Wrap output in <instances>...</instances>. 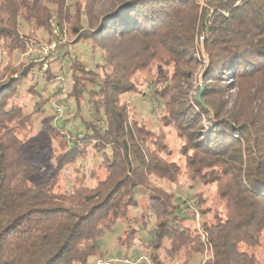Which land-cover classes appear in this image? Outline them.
I'll return each instance as SVG.
<instances>
[{"label": "trees", "instance_id": "1", "mask_svg": "<svg viewBox=\"0 0 264 264\" xmlns=\"http://www.w3.org/2000/svg\"><path fill=\"white\" fill-rule=\"evenodd\" d=\"M99 1L95 9L94 0H0V264L86 263L119 221L116 242L129 251L147 232L149 258L139 264H192L197 254L200 264H264V0ZM54 25L95 60L68 52L64 101L86 104L90 117L76 140L45 127L55 165L31 184L41 149L27 146L46 99L28 112L14 97L36 68L45 70L23 86L29 95L60 74L47 54L15 60L39 45L32 29L53 44ZM158 67L171 69L163 83ZM199 78L208 108L196 99ZM143 84L163 101L157 130L124 99ZM92 158L90 173L76 164ZM67 171L73 183L58 187ZM187 180L215 194L186 199Z\"/></svg>", "mask_w": 264, "mask_h": 264}, {"label": "rangeland", "instance_id": "2", "mask_svg": "<svg viewBox=\"0 0 264 264\" xmlns=\"http://www.w3.org/2000/svg\"><path fill=\"white\" fill-rule=\"evenodd\" d=\"M207 1V0H206ZM208 5V2H207ZM92 6L96 7L101 6V2L99 0H94ZM30 29V27L26 28L22 26V30L27 32ZM56 29V27H55ZM32 34L35 38H37L39 41V45L36 47H31L29 55H23L16 58L15 62L16 64L20 63L21 61H26L29 59L28 56L38 59V54L41 55V47L49 46L48 44V34L43 30H33ZM57 36L52 41V43H56V48L49 52L47 55L48 57L45 59L43 56V60H46L44 64H47V66H53V71L58 72V74H63L66 78L65 81V87L61 90L56 88L59 85L54 81V84L51 82H48L46 85V88L44 87V83L40 82L39 88L37 87V92L35 94L26 93L23 89V86L26 82H30V85H34L38 79V81H41L39 77L41 76V72H43L45 69H42V66L36 68V72H34V76L30 74V77L28 80H26L19 88L20 91L19 94L14 97V101L16 100L17 103L25 105V108L28 112H30L38 102L41 100H45V105L43 107V110L40 114H37L33 118V125L34 130L29 135V143L28 146L32 144L33 140H37L40 145L39 148L41 151L39 154L32 155L31 160L33 163L38 165L40 167V171L35 175L32 176L29 182L31 184H35L39 181H41L46 174L49 172V169L52 168L55 165L56 160V142H54L53 139L48 138L46 136L45 127L49 126L50 124L55 125L63 129L64 131L68 132L67 134H71V138L73 137L74 140L78 139L77 134L80 132L84 125V119H87L90 117V112L88 110V106L86 104H82L80 109L78 107L73 106L74 102L69 100L68 102L64 101L66 98L67 93L69 92L71 85L69 82V62L71 55L68 52H72V55H84L83 57L87 59V61L92 65L95 64V60L92 58L90 51L82 45H78L77 47H73L71 45V41L73 37L70 35L69 31L65 28L64 33L60 32V29L57 27ZM34 46V45H31ZM202 52V50H201ZM31 54V55H30ZM50 55V56H49ZM62 55L63 57H61ZM46 56V55H45ZM54 58H57L54 60ZM42 59V58H40ZM7 57L4 53L0 50V70L1 66L4 62H6ZM97 61V60H96ZM43 64V65H44ZM63 65V69H61ZM96 65V64H95ZM201 67H199L198 71H201ZM52 68V67H51ZM159 71V67L157 68ZM161 73L158 77L160 80L159 83H163L166 81L167 74L171 73V69L168 68H162L160 70ZM159 71V72H160ZM200 79V78H199ZM199 85H202L201 79L198 81ZM52 84L53 87L50 85ZM29 85V86H30ZM58 91V92H56ZM56 92V93H54ZM58 93V94H57ZM124 99L129 103L131 113L135 114L140 121L145 122L148 124L151 128L154 130L159 129V121L158 118L160 114L162 113L163 108V101L156 99L149 88V84H143L140 86L139 90L135 93L130 92L126 93L124 95ZM59 104L64 105L63 114L59 115L57 112L56 106ZM70 131H73L70 133ZM169 143L171 147L175 150L179 147V142L177 139V136L174 133H171L169 135ZM47 145L49 148L43 147ZM83 163L82 165L84 171H87L90 173L92 169H94L96 164V159H88L85 161L77 160L76 164L80 165V163ZM72 164L68 166V168L72 169ZM70 171V170H69ZM188 185H185L183 188H180L179 191L182 193L184 198L191 199V195L194 196V193L197 190L205 189L206 194H215L214 189L209 188L207 189V185L205 186L201 181L198 180H187L186 181ZM73 183L70 172L67 171L66 177L63 178V180H60L58 187H62V185H65L66 187H69L70 184ZM90 184L92 182L90 181ZM192 184V188L189 187V185ZM197 194V193H196ZM192 203V202H191ZM132 212H136L135 210H132ZM200 217H196V222H200ZM135 227L136 224H133L128 227ZM125 223L123 221H119L113 231L107 232L103 244L101 246L103 254H101L99 257L93 256L90 257L89 260L86 263H75V264H139L142 262L148 261V254L146 251V245L148 244L146 241L149 239L147 236V232L142 231V240H137V243L135 244V247L132 248V251H129L126 247L123 248L121 245H118L116 242V239L118 236L122 235L125 231ZM125 236H128L127 234ZM201 255L197 254L192 264H200Z\"/></svg>", "mask_w": 264, "mask_h": 264}, {"label": "built area", "instance_id": "3", "mask_svg": "<svg viewBox=\"0 0 264 264\" xmlns=\"http://www.w3.org/2000/svg\"><path fill=\"white\" fill-rule=\"evenodd\" d=\"M202 5L207 6V1L206 0H202ZM54 26L56 27L55 31L57 32V26L56 25H54ZM203 40H204V33L199 36V41L203 42ZM56 45H57L56 43H53V44H51L49 46H43L41 48V54H43V55L48 54L49 52L53 51L56 48ZM55 81L59 85L60 88L63 89L65 87L66 78H65V76L63 74H60L59 76H57ZM56 108H57L58 114L62 115L63 114V110H64V105L63 104H59V105L56 106Z\"/></svg>", "mask_w": 264, "mask_h": 264}, {"label": "water", "instance_id": "4", "mask_svg": "<svg viewBox=\"0 0 264 264\" xmlns=\"http://www.w3.org/2000/svg\"><path fill=\"white\" fill-rule=\"evenodd\" d=\"M203 90H204V84L201 85V88L200 90L196 93V99L203 105L205 106L206 108H208L207 104L202 100V93H203Z\"/></svg>", "mask_w": 264, "mask_h": 264}]
</instances>
